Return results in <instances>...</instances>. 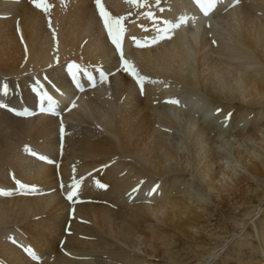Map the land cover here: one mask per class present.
<instances>
[{"label": "bare ground", "instance_id": "bare-ground-1", "mask_svg": "<svg viewBox=\"0 0 264 264\" xmlns=\"http://www.w3.org/2000/svg\"><path fill=\"white\" fill-rule=\"evenodd\" d=\"M102 2L113 17H126V36L135 35L146 43L145 47L128 43L125 54L139 76L146 78L142 86L130 70L119 65L118 55L105 38L95 0H47L51 5L47 13L31 0H0V13L12 14L0 18V103L11 94L4 78L15 76L25 104L20 102L22 97H14L10 106L33 108L31 116H15L8 106L0 107V190L21 192L19 197L8 194L6 199L0 194V226L15 225L0 227V264H37L39 258L43 259L39 264H139L124 260L126 254L106 239L93 247L82 241L79 218L99 225L85 235L120 236L134 247L142 237L145 247L151 248L148 253L169 259V249L176 243L169 233L184 231L197 222V213L187 203L189 197L203 200L209 191H217L222 201L232 197L239 205L237 194H247L243 189L250 186V179L240 177L237 164L231 168L223 164L224 159L234 152L236 163L246 164L251 175L264 173V149L241 152L230 139H221L228 128L218 118L207 119L218 104L208 107L202 99L206 95L228 102L222 106L221 118L240 104L233 112V134L241 140L258 138L264 121L256 115L248 128L246 122L254 111L244 106H258L264 112V0H218L209 16L191 0H159V5L147 0L144 7L125 0ZM147 12L157 19L142 15ZM181 17L187 23L173 29L171 38L153 43L159 35L157 28L168 26L167 21L177 23ZM213 41L216 46L211 47ZM73 63L83 64L93 76L92 80L84 78L83 92L69 85L68 67ZM99 65L104 66L108 80L101 81ZM44 69L50 71L49 87H39L34 81L41 74H28ZM161 81L172 84L163 90ZM45 94L55 103L49 105L43 99V107L37 108ZM51 110L60 113L53 115ZM198 117L203 122L201 130L195 128ZM72 122L95 125L106 136L78 140L70 131ZM241 123L245 124L239 128ZM166 127L175 133H164ZM66 129L62 145L59 133ZM9 139L17 144L10 146ZM22 145H31L48 159L17 149ZM115 155L133 161L136 168L123 172L126 164L122 163L108 168L107 162ZM100 165L107 168L105 172L93 173ZM10 173L19 176L18 184H12ZM187 173L194 176L195 186L182 184ZM101 175L109 192L104 193L108 189L95 182ZM227 178L234 185H222ZM70 194L72 199H68ZM77 200L87 204L74 207L79 205ZM40 216L47 221L43 229L37 224ZM116 222L115 232L110 226ZM145 222H155L156 229L148 230ZM67 226L68 235L63 233ZM64 238L66 245L59 249ZM88 249L120 256L110 255L96 263L89 260L93 252ZM215 256L216 252L208 255L203 264ZM251 264H264V260Z\"/></svg>", "mask_w": 264, "mask_h": 264}, {"label": "rangeland", "instance_id": "rangeland-1", "mask_svg": "<svg viewBox=\"0 0 264 264\" xmlns=\"http://www.w3.org/2000/svg\"><path fill=\"white\" fill-rule=\"evenodd\" d=\"M8 16H10L9 18H11L12 14L0 13V18L5 17L4 19H7ZM209 38L211 39L210 36H209ZM212 46H216L214 41L211 42V47ZM0 76L2 77V75H0ZM9 77H11V76H9ZM9 77H5L4 80L6 81V83H8V85L10 84L9 87H10V91L12 92L13 87L18 86L17 82H18L19 78H16L15 76H13L11 78H15L17 80L10 82L8 79ZM13 82H15V83H13ZM161 83L164 86L163 90H165V89L168 90L169 86H167V85L170 84V86H171V84H172L168 81H161ZM176 84L173 82V86H176ZM176 89H178V88H176ZM10 96H11V94H10ZM17 96H19V97H17ZM20 97H22V98H20ZM15 98L22 99L20 101L21 103L25 102V98L23 99L22 92H21V95L17 94L15 96ZM202 99L204 100L205 103H209L208 107L213 108L216 104H218L214 107L215 109L213 112H215V113L211 112L212 113L210 115L211 118L209 116L207 119H210V120L213 119L212 120V122H213L214 120H216L218 118V120L221 122L220 124L224 125L225 128L226 127L228 128L229 131L227 132V134H224L221 139H225L224 137H226L227 139H230L232 141L231 142L232 146L234 145L233 147L236 150L240 149L241 152H244L246 150L252 151L253 149L254 150H257V149L263 150L264 149V128H262L261 133L258 134L259 135L258 138H253L252 140H241L236 135L233 134L234 133V127L231 125L232 120L234 118L233 112H235L236 109H238L237 107H239L240 104H236V106L234 107V111H232V113L229 115L230 118L227 121H225L224 117L221 118V115H222L221 109H222V106L229 104L228 102L219 101L215 98H212V97L206 96V95H202ZM187 103H189V101H187ZM23 104H25V103H23ZM244 107H247L248 109H251L254 111L251 114L252 117H250L248 122H246V125L248 128L251 126L252 121L255 120L256 115L257 116L259 115L258 121H261V120L264 121V112L260 113V111H262V110L257 108L258 106L250 107V106L246 105ZM217 109H219L220 111L217 112ZM196 113L199 114L198 112H196ZM213 114H215V115H213ZM27 116H31V115L29 114ZM229 116H226V117H229ZM16 119H18V118H16ZM195 123H196L195 128H198L199 130H201L203 127V122L199 121V117L196 119ZM244 124L245 123H241L240 125H238V127L241 128ZM70 125L71 126L73 125L72 128H70V131L72 133H74L73 132L74 129L76 130L74 135L76 134L75 137L78 138V140H87L88 138L98 140V138L106 136L103 131H101L98 127H96L95 125H92V124H87V123L82 124V123L72 122ZM77 125L81 126V127H82V125H84L85 128L79 129V128H77ZM91 128L93 131H91ZM222 128H223V126H222ZM165 129H167V130L164 133H166L167 131H168L169 135L175 133V131H173V129H170L167 127ZM216 132H218V131L217 130L213 131V136L217 134ZM168 133H166V134H168ZM59 135H60V133H59ZM8 144L10 146L16 145L17 142H15L14 139H9ZM27 147H31V148H26V145H24V146L22 145V147H17V149L20 150L23 148L25 151L26 150L31 151L32 149L33 150L36 149V148L32 147L31 145H28ZM261 147H262V149H261ZM232 154L228 160L227 159L223 160V164H225L228 167L232 166V165L235 166V164H237L236 167L238 169V174L240 175V177H246V178L250 179V186H247L243 189L244 191L247 192V194L245 196H243L242 193L237 194V198H239L237 200V202L241 201V203L239 205L235 204L234 198H232V197L225 200V201H222L220 199V197L218 198L219 192H217V191L216 192L209 191L208 192L209 196L207 195V198H204L203 200H201L199 197H194V198L189 197L187 203H188V206L192 207V208H190V211L194 209V211L197 213V216H198L197 222L188 224L186 227V230H184V231L176 232V233L175 232L169 233L170 235H172L175 238V242H176L169 249V252H170L169 253V259L157 256V255H151L150 253H148V252H150L151 248L145 247L146 245L144 243H146V242L144 241V239L142 237L136 239V242H138V243H136L137 247H134V246H131L130 244H127L125 241H123V239H119L120 236L115 237V235H111L112 236L111 237L109 235H106L105 233H101V235L99 233H93V234H91V236L87 235V234H89V233H87L85 235L86 232H90L99 226L98 223L95 222L94 220L93 221H88V220L84 221V220L79 218L76 221V222H79L77 224H79V225H81V227H83L81 240L86 242L87 244H89V246L92 245V247H93L94 244H97L99 241L106 239L114 249H119L120 251H122V253H124L128 256L127 257L126 255H124V258H123L124 260L137 261L139 264H203L204 258L208 257V255L215 253V252H216L215 259L210 260V262L208 264H251L253 262H255V263L256 262L257 263L262 262L264 260V251H263L264 250V173L262 174L261 177H257V176L255 177V176L251 175L249 173L247 167H246V164H244L242 162L236 163V158H234L235 157L234 152H232ZM118 158H121V157L119 155L113 156L114 161H113V159H111L112 162H111V160L109 162H107V167L110 168V167H112L114 165H118V164L120 166V164L122 163V165L126 164L125 166L122 167L123 172H129V171H132L131 168H134V169L136 168L135 163L133 161H131L129 159H123V157H122V160H120ZM110 162H111V164H110ZM113 162H116V163L113 164ZM59 165H61V163ZM101 166H103V165H100V167ZM229 168H231V167H229ZM106 169L107 168H104V169H101L99 171L104 173ZM95 170H96V168L93 169V171H94L93 173L98 172L97 170L96 171ZM103 175H101V177ZM191 175H192V173H187V176L183 180L182 184L185 187L186 186H188V187L189 186L190 187L195 186V183H193L195 181V179L193 178L194 176H191ZM11 176H12V178H11ZM18 177L19 176H13V173H10L9 178L11 179L10 180L11 182L14 179H16L18 182L19 181ZM152 178H155V177H152ZM225 180H226V182H225ZM17 182L16 183L12 182V184L16 185V184H18ZM186 183H189V185H187ZM228 183H231V184H228ZM234 183H235L234 180H232L231 178H227V179H224L221 184L222 185L223 184L224 185H234ZM60 186H62V182L60 183ZM108 186L109 185H107V188H105L106 190L108 189ZM140 188H141V186H138L136 189H140ZM26 189H31V188L27 187ZM100 190H102V189H100ZM102 191H104V190H102ZM106 192H109V189L107 191H105L104 193H106ZM20 193L21 192L18 191V192H16L17 195H15L14 193H10V194H11L12 198H16V197L21 196ZM26 196L32 197L33 195H26ZM1 198L6 199V195L3 194ZM134 199H132L131 202H133ZM77 204H79V203H77ZM85 204H87V203L83 201L81 204L73 205V206L74 207L75 206H83ZM95 205L104 206L105 204L102 205L101 203H98ZM66 213H68V212L65 211V214ZM74 214H75V212L72 215H74ZM191 217H193V216L191 215ZM191 217L189 218L190 220H192ZM42 218L43 217L40 216V219L38 220V223H37V224L42 225L40 229H43L47 225L46 219H42ZM32 219H36V217L28 219L25 222L27 223V222L31 221ZM186 220L187 219H185V221ZM70 221L72 222V220H70ZM152 223L154 224L153 226H152ZM145 225H147L148 227ZM8 226L13 227L15 225H11V223H9V225H7L6 223H4L0 227H2L4 229V228H7ZM118 226H119V223L116 222L115 224L111 225L110 227L112 228V230H114L116 232V228ZM144 226L148 230H155L157 227V224H155V222H148V223L145 222ZM83 232H85V233H83ZM63 233H66L67 235L70 233L68 226L63 231ZM13 238H15V236ZM143 244H144V246H143ZM62 245L63 246L66 245V241L64 242V244H62V241L60 243H58V248L59 249L62 248L63 247ZM184 250H188V252H185ZM88 252L89 253L93 252L92 255H89L91 257V258H89V260L90 259L94 260V262H96V263L102 258H103V260H105L104 258L108 257V256L111 257L113 255V257H116V258H119V256H120L119 254H113V253L111 254L108 252L107 253L101 252L100 249H94V250L88 249ZM86 257H88V256H86ZM38 260L39 261H36L37 264L43 262V259L39 258ZM86 261H88V259Z\"/></svg>", "mask_w": 264, "mask_h": 264}, {"label": "snow or ice", "instance_id": "snow-or-ice-1", "mask_svg": "<svg viewBox=\"0 0 264 264\" xmlns=\"http://www.w3.org/2000/svg\"><path fill=\"white\" fill-rule=\"evenodd\" d=\"M32 4L34 7L42 10L43 12L47 13L49 9L51 8V5L47 3V0H31ZM126 3L138 6V7H144L147 0H125ZM195 3L200 7L201 11H203L204 15H208L209 12L215 8L216 4L218 3V0H195ZM156 4L159 5V0H156ZM95 5L98 10L99 16L101 20L104 23V27L108 32L109 37L112 39V42L116 45L117 52L120 53V59L124 65V68L126 71H131L134 76L137 78V83H140L142 86V82L144 77H140L139 74L136 72V69L128 62L127 60L124 59L123 52L121 49V33L124 31V28L122 27V21L126 19V17H113L109 12L106 11L105 7L103 6L102 0H95ZM142 15L146 16V18L151 19L155 21L157 18L152 12H147V13H142ZM187 23V19L185 17H181L179 22L177 23H170V22H165L166 27L164 28H157L158 32V37L154 38L153 43L157 42L158 39H163V38H171L170 33L172 32L173 29L179 28L181 24ZM79 66L72 64L69 65V72L72 73L73 78L76 76V72L73 71V69H78ZM89 80H92L93 78L91 75H89ZM106 77L103 72H101V81L105 80ZM94 86V85H93ZM79 87V85H78ZM4 92L7 94V85L4 86ZM45 99H47L49 105H53L55 102L53 101L51 96H48L45 94L44 96ZM169 103L173 104H178L179 101L177 100H171L168 101ZM75 106V105H73ZM0 107H7L6 105H0ZM220 111V110H217ZM229 117H225V121H227ZM35 155V153H33ZM43 159V157H41ZM19 183V182H17ZM101 187H104V185H100ZM20 187H24V185H20ZM158 187V186H157ZM133 191H136L134 189ZM153 192L156 191L155 188L152 190ZM0 194L7 195L8 193L2 192L0 190ZM151 194V193H149ZM68 199H72V195L70 194L68 196Z\"/></svg>", "mask_w": 264, "mask_h": 264}]
</instances>
